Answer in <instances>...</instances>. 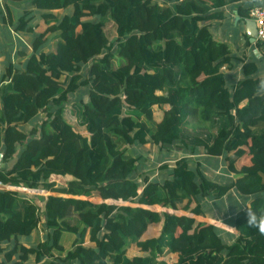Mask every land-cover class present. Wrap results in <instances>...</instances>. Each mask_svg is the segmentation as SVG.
<instances>
[{
    "label": "trees",
    "instance_id": "16d2710c",
    "mask_svg": "<svg viewBox=\"0 0 264 264\" xmlns=\"http://www.w3.org/2000/svg\"><path fill=\"white\" fill-rule=\"evenodd\" d=\"M30 1L48 12V28L35 33L31 13L18 24L10 18L14 32L32 35V52L0 71V157L4 166L14 162L0 184L47 196L40 209L0 191V264L31 256L37 264H163L172 256L175 264H264V233L248 223L249 212L264 215L258 68L245 64L231 88L235 59L209 24L239 0ZM69 8L62 18L52 14ZM83 86L87 100L68 109ZM148 144L205 159L177 160L139 197L144 158L129 151ZM219 158L233 176L227 184L203 169ZM232 192L252 197L248 207L235 211ZM213 204L233 213L224 221L237 236L202 220ZM37 230L43 242H19Z\"/></svg>",
    "mask_w": 264,
    "mask_h": 264
},
{
    "label": "crops",
    "instance_id": "0c3cea01",
    "mask_svg": "<svg viewBox=\"0 0 264 264\" xmlns=\"http://www.w3.org/2000/svg\"><path fill=\"white\" fill-rule=\"evenodd\" d=\"M262 6L261 0H239L238 2L231 3L226 5L222 8L217 15L221 16L218 19L211 21L209 24L213 31L214 37L221 43L226 44L229 47L230 55L235 59V65L233 69L227 70L228 76V83L232 87L242 79V67L246 64H254L258 68L257 77L256 79L260 82L261 85V93L264 96V52L260 48V46L256 43V39L254 35L256 34V25L252 18V13L256 9ZM73 9L69 8L66 10L54 11L52 14L56 16V18H62L63 16L72 14ZM27 13H31L34 18H32L29 25L34 29L35 33H43L48 28V21L43 18L44 14L48 12H42L37 10L35 7L31 5L30 0H0V62L3 59H6L7 64L4 67L0 65V71L5 70L6 66L8 65L9 58L12 60L13 57L21 51L19 49L21 46L24 47V51L29 55L32 51L30 45L27 47V43L25 40H32V35L30 34H23V33H16L13 30V27L10 24V18L15 23L18 24V21L22 16ZM54 23V22H53ZM42 25L45 28L42 29ZM26 43V44H25ZM52 43V42H51ZM51 43L48 45V48L45 49L46 52H50L51 50ZM23 51V52H24ZM15 59V58H14ZM21 61V60H20ZM12 62V61H11ZM22 63L24 61H21ZM14 64V63H13ZM21 64H19L20 66ZM255 132L261 133L260 130H256ZM162 153V152H161ZM169 152H164V162L162 164L168 165V162H175L181 158L188 157L190 160H194L199 157H192L188 156L186 153H176L170 152L175 154H180L178 158L172 159L170 157ZM142 155L141 153H138ZM144 158V157H143ZM205 157L202 158L204 161ZM201 160V161H202ZM209 164L203 165V169L205 175L209 177L214 182L218 183H228L232 181L233 176L228 175L226 172V165L224 158L219 159H208ZM212 166H211V164ZM14 162H11L4 166L1 161L0 157V166H4L3 169L10 170L13 167ZM166 167V168H172ZM162 171H165L162 170ZM158 171L157 169L154 171L153 176H159L160 173L163 172ZM145 176V175H144ZM152 179V178H151ZM21 189V190H20ZM29 190L34 192H41L39 189H28L25 187L19 186H6L0 184V191L7 190L10 192L17 193L18 195H22L27 199L39 200L43 203V199L46 197H28L24 194L18 193V191L22 190ZM17 191V192H15ZM45 193V191H43ZM232 196L235 198L237 203H233L235 207V211L241 210L243 208H247L252 197H248L245 199H239L236 194L232 192ZM228 196H225V199ZM232 204V203H231ZM213 212L209 213L205 218L202 220L206 223H209L220 230L230 233L232 235L237 236V232L234 228L227 224L224 215L227 214L223 209H219L216 204H213ZM230 215V216H229ZM233 213L229 212L228 216H226V220L232 221ZM44 233L41 230H37L32 233L29 237H20L19 242L27 248L35 247L40 242H43L45 237ZM88 243V242H87ZM134 252V251H132ZM176 256H172L174 259ZM4 260V254L0 255V261ZM17 261V257L14 258ZM25 264H37L35 262V256L29 257V261Z\"/></svg>",
    "mask_w": 264,
    "mask_h": 264
},
{
    "label": "rangeland",
    "instance_id": "374dc122",
    "mask_svg": "<svg viewBox=\"0 0 264 264\" xmlns=\"http://www.w3.org/2000/svg\"><path fill=\"white\" fill-rule=\"evenodd\" d=\"M88 19H90V18H88V17L85 18V20H88ZM43 26L44 25H42V27ZM42 29L44 30L45 28L43 27ZM25 42L27 43V47H28L30 45V40H27V41L25 40ZM19 49H21L22 52L24 51L23 46H21ZM20 60L24 61V58H21L18 56V54H16L11 61L15 65H18V64H22V62ZM6 64H7L6 59H3V61L0 62L1 67H4ZM86 70L87 69L84 68L82 72L85 74ZM1 71H3V70H1ZM84 78H85V75L81 78V80H83ZM87 91H88L87 86H83V87H81L80 91H78L74 95L70 96L71 102L69 104L68 109L72 108L74 106V104L80 102L81 100L86 101L87 100V97H86ZM44 119H45V113L41 112L40 115L38 116V118L36 119V123L40 124ZM195 126H196V124H193V125L189 126L188 128L193 129ZM129 153L131 155L141 153L142 157H144V160L142 161V164H143V166H142L143 170L142 171L143 172L136 178V181L141 182V179H143L142 182L144 181L146 183L145 185H147V181L152 178L151 177L152 171H155L157 169L158 171L161 172L162 170L166 169V167L174 166L173 162H168V165L162 164L164 162V154H163L164 152L161 153V151H159L157 149V147H153L150 144L146 145V147L133 148L132 150L129 151ZM167 155H170V157H173V158H171V160L178 158L180 156V154H175V153H170V152ZM197 159L202 160V158H197ZM194 160L191 159L190 165H192V166L195 165ZM200 160H198V161H200ZM3 167H4L3 165L0 166V172L2 170H4ZM52 181L56 182L59 186H67V181L65 179L53 178ZM40 191L41 192H34V191H29L26 189V190L18 191V193L24 194L28 197H46L47 196L46 192L44 193L43 190H40ZM15 192H17V191H15ZM36 199L37 198L34 199V202L41 209L43 203L40 202L39 200H36ZM133 203L134 202L129 203V204H133ZM117 208H119V207L117 206ZM127 254H128V256H132V255H134V252L130 251ZM175 260H177L176 257L174 259L172 257L166 258L163 264H175Z\"/></svg>",
    "mask_w": 264,
    "mask_h": 264
},
{
    "label": "built area",
    "instance_id": "2783aa9c",
    "mask_svg": "<svg viewBox=\"0 0 264 264\" xmlns=\"http://www.w3.org/2000/svg\"><path fill=\"white\" fill-rule=\"evenodd\" d=\"M262 6L252 13V18L256 25V43L260 46L264 52V0ZM140 180V179H139ZM141 179V182L137 181L139 197L141 196L144 189L147 187L145 182Z\"/></svg>",
    "mask_w": 264,
    "mask_h": 264
},
{
    "label": "clouds",
    "instance_id": "9594fccd",
    "mask_svg": "<svg viewBox=\"0 0 264 264\" xmlns=\"http://www.w3.org/2000/svg\"><path fill=\"white\" fill-rule=\"evenodd\" d=\"M248 223L250 227L258 228L264 233V215H255L252 212L248 213Z\"/></svg>",
    "mask_w": 264,
    "mask_h": 264
},
{
    "label": "water",
    "instance_id": "95a60500",
    "mask_svg": "<svg viewBox=\"0 0 264 264\" xmlns=\"http://www.w3.org/2000/svg\"><path fill=\"white\" fill-rule=\"evenodd\" d=\"M255 39H256V34L254 35Z\"/></svg>",
    "mask_w": 264,
    "mask_h": 264
}]
</instances>
